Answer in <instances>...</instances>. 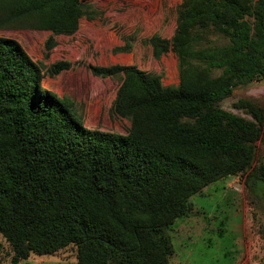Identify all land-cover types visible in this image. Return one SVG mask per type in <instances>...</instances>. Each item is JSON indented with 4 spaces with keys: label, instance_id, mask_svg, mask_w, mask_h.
Returning <instances> with one entry per match:
<instances>
[{
    "label": "trees",
    "instance_id": "16d2710c",
    "mask_svg": "<svg viewBox=\"0 0 264 264\" xmlns=\"http://www.w3.org/2000/svg\"><path fill=\"white\" fill-rule=\"evenodd\" d=\"M85 1L0 0V28L27 22L50 30L48 57L54 35L77 30ZM200 25L225 32L228 43L194 66L187 58ZM149 42L159 56L172 43L183 71L178 86L135 65L91 66L98 76H124L114 111L133 124L121 134L88 127L69 99L43 88L47 74L69 70L71 61L45 70L18 40L0 36V231L14 264L72 244L79 264H169L168 229L210 183L242 173L262 202L264 167H253V140L264 142V110L240 100L255 119L248 120L220 103L264 79V0H184L173 40Z\"/></svg>",
    "mask_w": 264,
    "mask_h": 264
},
{
    "label": "rangeland",
    "instance_id": "374dc122",
    "mask_svg": "<svg viewBox=\"0 0 264 264\" xmlns=\"http://www.w3.org/2000/svg\"><path fill=\"white\" fill-rule=\"evenodd\" d=\"M184 0H87L78 28L71 34L54 35L56 45L45 56L50 30L27 22L0 28V36L18 40L30 56L48 69L58 60L72 68L42 80L44 89L66 97L82 121L91 128L127 134L132 119L114 111V101L124 76H98L92 65L120 64L161 77L165 86H178L183 79L181 57L173 49L160 56L149 42L153 37L172 41L179 25ZM252 24L254 18L247 17ZM199 40L187 61L200 65L208 55L221 54L228 43L225 32L213 26L192 29ZM124 48L125 50H121ZM221 70L212 73L219 76ZM245 100L264 110V79L237 86L221 101L222 108L255 120ZM254 168L264 167V142L253 140ZM259 189L264 188V183ZM264 192V190L260 191ZM251 196L242 173L210 183L190 197L192 210L171 224L168 233L174 248L169 264H264V194L262 202ZM13 248L0 231V264H14ZM18 264H79L76 245L54 254L32 253Z\"/></svg>",
    "mask_w": 264,
    "mask_h": 264
}]
</instances>
